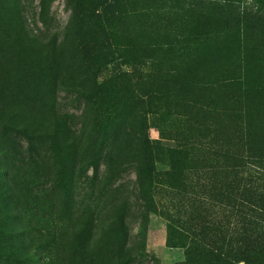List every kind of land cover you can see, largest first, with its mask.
I'll use <instances>...</instances> for the list:
<instances>
[{
	"label": "trees",
	"instance_id": "16d2710c",
	"mask_svg": "<svg viewBox=\"0 0 264 264\" xmlns=\"http://www.w3.org/2000/svg\"><path fill=\"white\" fill-rule=\"evenodd\" d=\"M72 1L90 66L77 76L19 16L20 0H0V264H132L126 206L106 185L128 164L143 221L162 217L166 246L182 249L172 264H264V0ZM112 57L132 68L98 81ZM147 60L164 71L142 70ZM69 83L89 105L84 137L57 107ZM10 134L23 140L17 163ZM44 140L63 198L38 260L15 219L17 203L40 199ZM78 172L88 194L77 206Z\"/></svg>",
	"mask_w": 264,
	"mask_h": 264
},
{
	"label": "rangeland",
	"instance_id": "374dc122",
	"mask_svg": "<svg viewBox=\"0 0 264 264\" xmlns=\"http://www.w3.org/2000/svg\"><path fill=\"white\" fill-rule=\"evenodd\" d=\"M16 10L29 29L35 34L41 38L43 37L45 40H56V43L60 47L62 46L63 56L69 57L72 61L71 67H68L69 75L77 76L78 74H83L86 68L90 67L87 59L82 60L81 49L76 46L75 31L77 27L75 26V22L72 21V12L74 10L72 0H20ZM130 68L132 66L121 64L120 60L112 57V62L106 65L97 76L98 81L118 71L129 70ZM140 68L142 70L153 69L156 73L164 71V65H154L152 67L151 61L148 60ZM76 85L77 83H73L72 85L69 83L67 86H60L57 95V107L68 114L69 120L74 126L73 129L77 132L76 134L79 135L81 133V137H84L87 133L89 105L83 96L77 94L76 90L79 85ZM151 132L152 135H157L156 131ZM10 137L13 143L10 146L11 151H13L11 157L17 163L18 154L16 152H18V143H22L23 140L13 134H10ZM0 138L3 137L0 136ZM36 148L39 152L38 155H35L36 161L38 165H41V179L39 183V190L41 192L35 189H33V192L38 194L40 199L39 201L34 199V203L37 204H30L26 207L20 206L17 203L16 214L19 218L15 219V223L19 224L22 221L28 227L30 236L29 238L25 237L24 242L30 248H39L38 260H41L48 247L46 244L52 239L50 230L55 212L60 213L59 211H61V208L54 205L60 206L63 193L58 186H55L54 179L56 173L49 154L48 141L38 142ZM103 170L104 167L101 166L95 180V194L104 182L102 178ZM92 172L91 167L86 168L84 176L93 177ZM79 175L78 172L74 178V200H72V203L76 200L77 206L81 202H87L86 194H88V185L84 182V176L82 179L78 178ZM135 177L133 166L128 164L125 166L124 171L111 180L110 184H106L109 189L117 190L116 197H120L117 201H124L123 204L126 206L125 221L129 230V246L135 258L132 264H172L182 260V249L166 246L165 220L156 214L150 213L146 221H143L142 215L145 212L142 208V201L137 195ZM16 194L19 195L17 191ZM94 198L95 205H98V207H107L109 202L112 201V198L108 196ZM106 207H104V210Z\"/></svg>",
	"mask_w": 264,
	"mask_h": 264
}]
</instances>
